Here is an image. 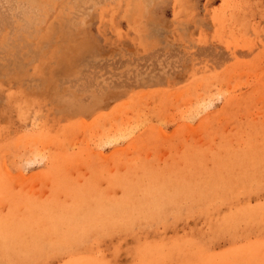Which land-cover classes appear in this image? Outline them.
Returning <instances> with one entry per match:
<instances>
[{
    "label": "rangeland",
    "instance_id": "374dc122",
    "mask_svg": "<svg viewBox=\"0 0 264 264\" xmlns=\"http://www.w3.org/2000/svg\"><path fill=\"white\" fill-rule=\"evenodd\" d=\"M263 182L264 0H0V264L264 256Z\"/></svg>",
    "mask_w": 264,
    "mask_h": 264
},
{
    "label": "bare ground",
    "instance_id": "6f19581e",
    "mask_svg": "<svg viewBox=\"0 0 264 264\" xmlns=\"http://www.w3.org/2000/svg\"><path fill=\"white\" fill-rule=\"evenodd\" d=\"M11 4H12V3H11ZM18 6H19V5H18ZM84 84H85V83H84ZM255 114H256V113H255ZM108 125H109V123H108ZM109 126H110V125H109ZM118 126H119V125H118ZM124 126H125V125H124ZM114 129H115V128H114ZM114 129H113V130H114ZM116 130H117V129H116ZM119 130H120V129H119ZM121 133H122V132H121ZM118 134H119V133H118ZM113 138H115V137L113 136ZM238 139H239V138H238ZM242 142H243V141H242ZM46 146H47V145H46ZM236 147H237V146H236ZM218 148H219V147H218ZM244 150H245V149H244ZM236 151H237V150H236ZM247 151H248V150H246V152H247ZM237 153H238V152H237ZM244 153H245V152H244ZM244 153H243V154H244ZM245 154H246V153H245ZM241 156H242V155H241ZM242 157H245V156H242ZM234 159H235V158H234ZM241 159H242V158H241ZM251 159H252V158H251ZM74 160H75V159H74ZM238 160H240V159H238ZM243 160H244V158H243ZM72 161H73V160H72ZM252 164H253V163H252ZM238 165H239V164H238ZM250 166H251V165H250ZM223 167H224V166H223ZM246 169H247V167H246ZM261 169H262V168H261ZM261 169H260V170H261ZM248 171H249V170H248ZM253 172H254V171H253ZM243 173H244V172H243ZM131 174H132V173H131ZM150 175H151V174H150ZM250 175H251V174H250ZM254 175H255V174H254ZM238 176H239V175H238ZM175 177H176V175H175ZM260 177H261V176H260ZM170 179H171V178H170ZM254 179H255V178H254ZM254 179H253V180H254ZM259 179H260V178H259ZM210 180H212V179H210ZM253 180H252V181H253ZM261 182H262V181H261ZM208 183H209V182H208ZM248 183H249V182H248ZM263 183H264V182H263ZM193 184H194V183H193ZM251 184H252V183H251ZM258 184H259V183H258ZM184 185H185V184H184ZM195 185H196V184H195ZM145 186H146V185H145ZM193 186H194V185H193ZM218 186H219V185H218ZM139 187H140V186H139ZM241 187H242V186H241ZM210 188H211V187H210ZM225 188H226V187H225ZM144 189H145V188H144ZM86 190H87V189H86ZM146 190H148V189H146ZM150 190H151V189H150ZM210 190H211V189H210ZM218 190H220V189L218 188ZM225 190H227V189H225ZM84 191H85V189H84ZM192 191H193V190H192ZM212 191H213V190H212ZM212 191H211V192H212ZM168 192H169V191H168ZM207 192H208V191H207ZM144 193H145V192H144ZM139 194H140V193H139ZM208 194H209V192H208ZM222 194H223V193H222ZM89 195H90V194H89ZM185 195H186V194H185ZM197 195H198V194H197ZM224 195H225V194H224ZM199 196H200V195H199ZM239 196H240V195H239ZM206 197H207V196H206ZM210 197H211V196H210ZM222 197H223V196H222ZM226 197H227V196H226ZM237 197H238V196H237ZM138 198H139V197H138ZM195 198H197V197H195ZM218 198H219V197H218ZM157 199H158V198H157ZM216 199H217V198H216ZM163 200H164V198L162 199V201H163ZM133 201H134V200H133ZM141 203H142V202H141ZM122 204H123V206H124V203H122ZM125 204H126L125 206H127V205L129 206V205H130L131 208L133 207V204H131V203L129 204V203L126 202ZM135 204H136V203H135ZM87 205H88V204H86V206H87ZM184 205H185V204H184ZM116 206H119V205L116 204ZM120 206H121V204H120ZM121 207H122V206H121ZM121 207H120V208H121ZM173 207H174V206H173ZM186 207H187V206H186ZM124 208H125V207H124ZM128 208H129V207H128ZM118 210L121 211L122 209H118ZM118 210L116 211L117 213L119 212ZM126 210H127V208H126ZM143 210L145 211V209H143ZM143 210H142V211H143ZM212 210H213V209H212ZM127 211H128V210H127ZM132 211H135V210H132ZM144 211H143V213H144ZM242 211H243V210H242ZM213 212H214V211H213ZM246 212H247V211H246ZM248 212H249V211H248ZM103 213H104V212H103ZM143 213H141V211H140V213H139V212L137 213V211H136V214H138V215H140V216L145 215V214H143ZM206 213H207V212H206ZM210 213H211V212H210ZM141 214H142V215H141ZM247 214L251 215L250 213H247ZM104 216H105V215H104ZM119 216H120V215H119ZM121 216H122V215H121ZM145 216H146V215H145ZM206 216H207V215H206ZM206 216H205V217H206ZM238 216H239V215H238ZM130 217H131V216H130ZM138 217H139V216H138ZM224 218H226V217H224ZM237 218H238V217H237ZM247 218H248V217H247ZM251 218H253V217H251ZM258 218H259V217H258ZM124 219H125V218H124ZM139 219H140V218H139ZM228 219H229V217H228ZM74 220H75V219H74ZM252 220H254V219H252ZM80 221H81V220H80ZM223 221H224V220H223ZM223 221H221V222H223ZM254 221H255V220H254ZM82 222H83V221H82ZM122 222H123V221H122ZM81 224H82V223H81ZM259 224H260V223H259ZM236 225H237V224H236ZM248 225H249V224H248ZM223 232H224V231H223ZM249 232H250V231H249ZM225 235H226V233H225ZM231 237H232V236H231ZM197 239H198V237H197ZM206 243H207V242H206ZM256 244H257V243H256ZM259 244H260V243H258V245H259ZM251 245H252V244H250V246H251ZM258 245H257V246H258ZM255 246H256V245H255ZM257 246H256V247H257ZM258 247H259V249H260V247H262V249H263L264 246H261V244H260ZM258 247H257V248H258ZM242 248H244V247H242ZM257 248H256V249H257ZM259 249H258V250H259ZM160 250H161V249H159V251H158V250H155V252H154V253H157V254H155V255H156L157 257H159L160 260H162V259L165 260L167 256H168V258H169V257L171 256V254H172V253H170V252L168 251L169 254H168V252H167V254H166V256H165V259H164V256H163V255H164V251L161 252ZM200 250H201V249H200ZM237 250H238V249H237ZM153 251H154V250H153ZM179 251H180V250H179ZM254 251H256V250H254ZM254 251H252V250L249 249V248L242 249V250L238 251L237 254H234V252H235V251H234V252H232L234 256H233V257H230V258L227 257V259H226L225 261L223 260V258H225V257H223V258H222V257H219L220 259L217 258V260H223V261H220V262L217 261V264H247L246 262L249 263V260H253V259L255 258V256L259 255L260 252H261L260 250H259V251H260L259 253H258V252L255 253ZM151 252H152V251H151ZM151 252H150L149 254H150L151 256H154V255H153L154 253L151 254ZM177 252H178V250H177ZM192 252H193V251H192ZM204 252H205V251H204ZM204 252H203V254H204ZM262 252H263V250H262ZM197 254H199L198 251H197ZM197 254L194 253V256H195V255H196V256H199V255H197ZM169 255H170V256H169ZM200 255H201V258L198 257V259L200 258V259L198 260V261H199V264H201L200 261H201V259L205 256V255L202 256V254H200ZM206 256H207V255H206ZM259 256H260L259 258H261V257L264 258V256H262V253H261V255H259ZM157 257L155 258V256H154L155 260L158 259ZM212 258H213V256H212ZM214 258H215V257H214ZM221 258H222V259H221ZM159 259L157 260V262L160 261ZM206 259H207V257H206ZM208 259H209V258H208ZM163 260H162V261H163ZM214 260H215V259H214ZM215 261H216V260H215ZM157 262H156V263H157ZM206 262H207V260L205 261V263H206ZM159 263H160V262H159ZM159 263H158V264H159ZM191 263H192V262H191ZM205 263H204V264H205ZM215 263H216V262H215ZM215 263L213 262V264H215ZM255 263L257 264V262H254L253 264H255ZM258 263H260V262H258ZM154 264H155V261H154ZM197 264H198V263H197ZM211 264H212V262H211Z\"/></svg>",
    "mask_w": 264,
    "mask_h": 264
}]
</instances>
